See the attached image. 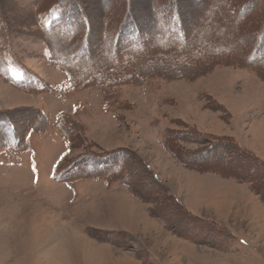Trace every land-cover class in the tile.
<instances>
[{
    "label": "rangeland",
    "instance_id": "obj_1",
    "mask_svg": "<svg viewBox=\"0 0 264 264\" xmlns=\"http://www.w3.org/2000/svg\"><path fill=\"white\" fill-rule=\"evenodd\" d=\"M36 1L0 0V18L30 36L11 40L17 62L64 88L65 75L46 61L27 6ZM75 1L89 18L95 56L105 23L122 18L126 0ZM203 1L179 0L186 21L174 5L180 30L193 23L190 33L200 36L202 49L209 43L252 48L264 0H236L255 7L238 27L233 17L226 22L236 13L225 14L224 5L201 13ZM127 2L142 27L155 25L149 17L155 0ZM163 39L155 46L163 47ZM205 71L192 81L125 88L116 112L104 107L96 89L31 95L0 76V114L17 122L18 134L39 110L49 120L43 132L26 135L25 150L18 141L10 150L0 147V264H264V76L225 64ZM62 116L78 126L70 149L56 127ZM6 134L1 126L0 139ZM204 150L213 156L209 161L197 159ZM112 152L125 161L126 176L119 179L129 188L119 179L91 177L89 157ZM109 159L102 157L96 171L112 173ZM61 162L71 165L57 179Z\"/></svg>",
    "mask_w": 264,
    "mask_h": 264
},
{
    "label": "trees",
    "instance_id": "obj_2",
    "mask_svg": "<svg viewBox=\"0 0 264 264\" xmlns=\"http://www.w3.org/2000/svg\"><path fill=\"white\" fill-rule=\"evenodd\" d=\"M127 1L126 11L122 18L114 19L112 23H105V30L101 32L103 37L97 39L99 45L95 56L91 54L94 49V46L91 45V24L77 1L53 0L49 3V0H37L33 5L28 2L27 6L33 14L38 30V38L45 46L48 54L46 61L65 75L66 84L64 88L51 86L35 74L28 72L23 65L17 62V58L11 51V40L13 37L30 36L8 28L0 18V76L10 86L31 95L46 93L61 96L67 92L96 89L101 95L104 107L110 112H116L113 106L115 103L118 106L123 102V99L120 98L122 90L125 88L142 87L158 79L172 81L181 78L192 81L198 74L207 72L205 69H212L220 64L236 68L249 67L264 76L262 70L264 66V22L260 23L258 29L252 33L253 38L250 42L252 48L249 50H227L214 43H209L205 49H202L196 42L200 36L196 32L190 33L193 30L191 28L193 23L189 24L191 26L186 23V26L180 30L173 20L175 4L179 11V19H185V21L187 19L184 17L185 11L180 6L179 0H167L165 3L161 0H155L156 2L149 14L155 25L152 24L147 28L142 27L137 22L139 21L137 16L134 18L129 14L131 12ZM203 2L205 5L202 6L204 8H202L201 13L207 12L212 6L221 7L220 5H224L221 8L225 14L229 15L228 11L233 14L236 13L235 16L230 17L229 15L226 22L231 23L233 17L237 21L235 24L237 27L238 22H243L248 17L249 12L255 8L253 2L239 3L236 0H204ZM148 20L146 18L144 22L146 26L149 25ZM160 39L164 40V45L163 47H156L155 43ZM109 42L112 46L103 47ZM102 43H104L103 46H101ZM107 53H110L111 59L103 61L102 56ZM171 62L174 63L171 65ZM9 66L11 67L9 68ZM15 66L18 69L17 74H20L18 77L12 73V68ZM27 76L32 77L29 79ZM33 121L25 125L24 132L19 130L23 134H18L19 132L16 131L17 122L6 119L0 114V127L3 126L7 133L5 139H0V143L1 141L4 142L0 146L10 150L13 142L18 141L21 149L25 150L28 146L26 135L31 132H43L49 125L48 117L40 110L39 115ZM76 126V120L70 116L59 117L56 122V127L62 134L68 149L73 145L76 131H78V126ZM167 141L165 138L162 144L166 150L170 151ZM174 148L175 150L178 149L177 146ZM117 155L113 152L105 153L103 156L89 155L91 177L113 181L119 179V176H126L122 173L125 161H120L122 162L120 163L119 160H115L113 157ZM200 155H204V157L196 156L201 161H209L213 158L211 152L206 150L200 152ZM102 157L110 158V161L105 162V164L114 167L112 173L111 170L106 173L96 171L101 164ZM63 163L65 164V161ZM63 163L61 162L55 167L53 176L57 179L71 165L66 164L65 166ZM87 175L90 176V174ZM121 181L119 179L118 182ZM124 185L127 188L130 186L127 181Z\"/></svg>",
    "mask_w": 264,
    "mask_h": 264
}]
</instances>
